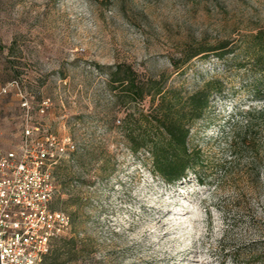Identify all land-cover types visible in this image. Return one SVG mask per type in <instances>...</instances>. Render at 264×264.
Masks as SVG:
<instances>
[{
	"label": "rangeland",
	"instance_id": "374dc122",
	"mask_svg": "<svg viewBox=\"0 0 264 264\" xmlns=\"http://www.w3.org/2000/svg\"><path fill=\"white\" fill-rule=\"evenodd\" d=\"M259 29L264 0H0V85L19 80L34 120L77 145L55 170L53 207L71 230L45 264H264V113L231 142L233 116L264 108L251 76H236ZM222 46L225 60L213 51L175 65ZM119 63L186 93L224 82L191 132L212 161L207 182L195 171L166 182L131 151L126 109L98 69ZM23 123L17 93L0 95L1 147H19Z\"/></svg>",
	"mask_w": 264,
	"mask_h": 264
},
{
	"label": "trees",
	"instance_id": "16d2710c",
	"mask_svg": "<svg viewBox=\"0 0 264 264\" xmlns=\"http://www.w3.org/2000/svg\"><path fill=\"white\" fill-rule=\"evenodd\" d=\"M224 47L192 50L185 54L180 64L175 65L180 68L194 57L213 51H218V57L225 60L226 52L222 50ZM228 63L229 61L225 65ZM238 67L245 72L239 70L236 76L249 74L253 81L248 84L253 87L252 94L257 101H264V29L252 34L246 58ZM98 69L107 75V84L115 101L126 109L119 127L124 138L131 144V151L149 154L153 172L166 182L181 181L189 176V171H195L202 183L207 182L213 174L203 172L210 168L212 161L207 160L201 150L191 145V132L196 122L205 118L215 93L223 94L224 82L211 79L186 93L168 87L163 79L143 75L129 63L98 66ZM146 102H150L149 108L146 107ZM258 113L263 114L264 108L258 110L250 107L233 116L231 129L235 134L232 136V145H236L240 130H244L245 136L249 135ZM243 120L246 124L242 125ZM116 121L117 118H114L115 123ZM75 157L76 152L71 160H64L57 166L73 161Z\"/></svg>",
	"mask_w": 264,
	"mask_h": 264
},
{
	"label": "built area",
	"instance_id": "2783aa9c",
	"mask_svg": "<svg viewBox=\"0 0 264 264\" xmlns=\"http://www.w3.org/2000/svg\"><path fill=\"white\" fill-rule=\"evenodd\" d=\"M16 92L24 111L18 148L0 146V254L2 264H45L53 242L71 230V218L53 207L55 170L71 160L77 145L34 120L31 101L20 81L0 85V95ZM50 100L39 115L45 116Z\"/></svg>",
	"mask_w": 264,
	"mask_h": 264
},
{
	"label": "water",
	"instance_id": "95a60500",
	"mask_svg": "<svg viewBox=\"0 0 264 264\" xmlns=\"http://www.w3.org/2000/svg\"><path fill=\"white\" fill-rule=\"evenodd\" d=\"M0 264H2V262H1V254H0Z\"/></svg>",
	"mask_w": 264,
	"mask_h": 264
}]
</instances>
